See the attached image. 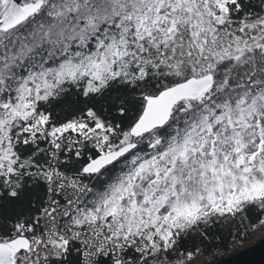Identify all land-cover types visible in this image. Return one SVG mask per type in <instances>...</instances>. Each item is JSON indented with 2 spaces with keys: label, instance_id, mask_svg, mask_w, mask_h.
Listing matches in <instances>:
<instances>
[{
  "label": "snow or ice",
  "instance_id": "6c2138e0",
  "mask_svg": "<svg viewBox=\"0 0 264 264\" xmlns=\"http://www.w3.org/2000/svg\"><path fill=\"white\" fill-rule=\"evenodd\" d=\"M259 229L264 0H0V264H218Z\"/></svg>",
  "mask_w": 264,
  "mask_h": 264
},
{
  "label": "water",
  "instance_id": "95a60500",
  "mask_svg": "<svg viewBox=\"0 0 264 264\" xmlns=\"http://www.w3.org/2000/svg\"><path fill=\"white\" fill-rule=\"evenodd\" d=\"M218 264H264V241L259 240L251 247L220 260Z\"/></svg>",
  "mask_w": 264,
  "mask_h": 264
},
{
  "label": "trees",
  "instance_id": "16d2710c",
  "mask_svg": "<svg viewBox=\"0 0 264 264\" xmlns=\"http://www.w3.org/2000/svg\"><path fill=\"white\" fill-rule=\"evenodd\" d=\"M257 231H255V232H257ZM255 232H251L250 234H248L245 238L242 239L241 242H231L230 238H227V237L224 240L219 241V242L216 240H213L211 244L207 245V250H214L215 256L216 255L218 256V254H222L225 251L230 252V250L237 248L238 246H240L241 244H243L244 242L249 240L250 236ZM217 259L218 258H216V260Z\"/></svg>",
  "mask_w": 264,
  "mask_h": 264
},
{
  "label": "rangeland",
  "instance_id": "374dc122",
  "mask_svg": "<svg viewBox=\"0 0 264 264\" xmlns=\"http://www.w3.org/2000/svg\"><path fill=\"white\" fill-rule=\"evenodd\" d=\"M261 236H264V229H260L258 230L257 232L253 233L251 236H250V239L247 240L246 242H244L243 244H241L240 246H238V249L237 248H234L231 253H227V254H218V256H216L217 259V262H219L220 260H223V259H226V258H229L230 256H232L233 254H236L239 250L241 251L246 249V248H249L251 247L252 245L256 244Z\"/></svg>",
  "mask_w": 264,
  "mask_h": 264
},
{
  "label": "built area",
  "instance_id": "2783aa9c",
  "mask_svg": "<svg viewBox=\"0 0 264 264\" xmlns=\"http://www.w3.org/2000/svg\"><path fill=\"white\" fill-rule=\"evenodd\" d=\"M237 249H238V247H237ZM232 250H233V249H232ZM232 250H230V252H229V251H225L224 253H225V254H227V253L229 254V253H231ZM239 251H240V250H239ZM224 253H222V254H224ZM216 256H217V255H216Z\"/></svg>",
  "mask_w": 264,
  "mask_h": 264
},
{
  "label": "clouds",
  "instance_id": "9594fccd",
  "mask_svg": "<svg viewBox=\"0 0 264 264\" xmlns=\"http://www.w3.org/2000/svg\"><path fill=\"white\" fill-rule=\"evenodd\" d=\"M242 250V249H241ZM239 252V251H238Z\"/></svg>",
  "mask_w": 264,
  "mask_h": 264
}]
</instances>
